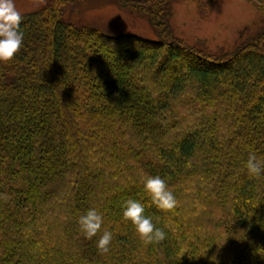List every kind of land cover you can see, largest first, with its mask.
Listing matches in <instances>:
<instances>
[{
	"label": "trees",
	"instance_id": "1",
	"mask_svg": "<svg viewBox=\"0 0 264 264\" xmlns=\"http://www.w3.org/2000/svg\"><path fill=\"white\" fill-rule=\"evenodd\" d=\"M44 1L0 62V264H264V173L245 167L264 158V22L212 52L177 35L178 0ZM111 4L156 38L76 18ZM141 174L163 178L176 207L152 204ZM129 198L163 241L146 245L123 219ZM89 208L113 233L107 252L102 230H79Z\"/></svg>",
	"mask_w": 264,
	"mask_h": 264
},
{
	"label": "rangeland",
	"instance_id": "2",
	"mask_svg": "<svg viewBox=\"0 0 264 264\" xmlns=\"http://www.w3.org/2000/svg\"><path fill=\"white\" fill-rule=\"evenodd\" d=\"M44 0H14L20 13L39 9ZM202 6V7H201ZM81 14V15H80ZM76 16L105 34L135 35L148 40L156 36L142 14H129L115 4L88 10ZM264 13L249 0H178L171 23L177 35L189 43L203 42L212 52L232 49L263 26Z\"/></svg>",
	"mask_w": 264,
	"mask_h": 264
},
{
	"label": "clouds",
	"instance_id": "3",
	"mask_svg": "<svg viewBox=\"0 0 264 264\" xmlns=\"http://www.w3.org/2000/svg\"><path fill=\"white\" fill-rule=\"evenodd\" d=\"M22 14L17 10L14 0H0V62L11 60L22 47L24 33L20 30ZM247 172L251 175L264 173V158L250 152L245 161ZM143 190L152 204L161 210H172L177 205L174 192L159 175L141 174ZM123 219L130 222L136 235L147 245L163 241L165 231L157 227L152 217L145 214V205L136 199H126L121 205ZM80 232L91 239L102 230L103 214L96 208H89L77 220ZM113 239L112 231L103 229L97 240V248L107 252Z\"/></svg>",
	"mask_w": 264,
	"mask_h": 264
}]
</instances>
